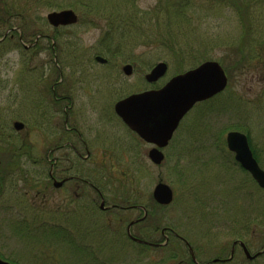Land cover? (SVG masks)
Here are the masks:
<instances>
[{
	"label": "rangeland",
	"instance_id": "rangeland-1",
	"mask_svg": "<svg viewBox=\"0 0 264 264\" xmlns=\"http://www.w3.org/2000/svg\"><path fill=\"white\" fill-rule=\"evenodd\" d=\"M76 1L78 6L68 5ZM168 1L7 0V11L0 13V139L25 145V155L19 166L21 171L10 172L0 194L3 260L15 264H180L188 259L187 249L179 240L165 249H144L127 240L125 226L141 214L139 210L120 213V250L111 245L118 240L111 235V229L117 228V219L111 215L87 217L85 225L78 218H67L63 225L55 214V191L47 173L50 165L45 160L58 154H47V150L56 144L59 129L63 135L62 120L50 98L52 86L59 78L54 51L58 52L57 66L65 79L60 85L54 84V88L59 92L63 88L62 93L77 104L75 109L86 110L93 119L99 109L100 116L104 114L101 111L106 104L153 87L143 75L158 62L167 64L165 74L155 83L160 87L172 76L203 61H217L226 73V88L188 111L170 144L163 149L164 160L153 164L146 156L147 145L140 147L139 152H130L135 141L120 124V174L117 159L107 156L108 166L102 178H115L113 182L120 178L125 182V193L129 192L127 196L149 207L143 222L145 232L159 239L160 227L172 228L193 248L199 263L226 258L237 239L251 254L263 248L264 189L234 162L225 137L229 131L245 133L253 156L264 171V50L254 54L258 57L238 64L240 58L231 53L230 47L235 45L240 28L231 7L216 0H190L185 15L170 13L167 24L159 11ZM57 2L61 8L48 6ZM262 6L263 2L252 8L257 12L264 38ZM65 8L74 11L77 22L55 30L45 14ZM120 12L131 15L135 27H122ZM168 30L175 46H158L156 41L161 39L157 37ZM38 34L42 37L36 41ZM43 35H55L57 42L52 44L50 37ZM109 40L111 44L107 43ZM65 51L71 53L72 61L68 53L63 55ZM199 52L202 60H197ZM97 56L106 63L95 60ZM61 59L67 66L59 65ZM126 64L132 68L131 75L122 71ZM72 83L75 87L70 90ZM93 102L98 106L88 104ZM81 103L85 105L79 106ZM15 121L24 127L16 130ZM30 157L38 164H32ZM160 181L173 191L172 201L166 206H157L149 197ZM70 221L76 229H85L77 235L76 245L68 241L69 235H62ZM60 225L66 227L64 232L58 229ZM106 226L107 237L93 235L104 232ZM155 226L158 229L153 232ZM134 228L136 235L140 230ZM91 233L93 236H89ZM243 254L236 246L231 261L213 264H264V253L252 260Z\"/></svg>",
	"mask_w": 264,
	"mask_h": 264
},
{
	"label": "flooded vegetation",
	"instance_id": "flooded-vegetation-1",
	"mask_svg": "<svg viewBox=\"0 0 264 264\" xmlns=\"http://www.w3.org/2000/svg\"><path fill=\"white\" fill-rule=\"evenodd\" d=\"M66 26L69 27V25L65 24L64 26L59 25L53 28L56 30L60 28H67ZM36 36L37 41L42 37L41 34H38ZM44 37H50L51 43H55V39L53 37L46 35ZM64 53H66V51L63 52V55ZM67 53L69 54V61H72L73 59L71 53ZM57 54L58 52L54 51V63L56 71L58 72L57 77H59L58 81L54 83L55 86L56 83L60 85L65 81L62 69L57 66ZM106 61L107 60H105L104 62L106 63ZM59 63V65H61L62 63L64 67L67 66V62L65 61V59L59 60ZM131 72L129 75L132 74ZM108 75L109 73H106V76ZM145 75L146 73L143 75L144 80ZM157 81L151 83L146 81L148 84L154 85L153 87L146 90L158 89L159 87L155 86V83ZM54 84L52 86L50 98L53 105L57 107V109H55V112L58 115V119L62 120L61 122L63 123V128L61 127V129L63 130V135L61 134L59 129L60 135L56 136V144L51 149L47 150V154H50L52 152H56L58 154L56 155V157L51 158V160L47 157L45 158V160H47L50 165L47 173L49 179L51 180V185L55 191L56 202H54V212L60 219H62L63 225L65 223L64 219L67 218H69L71 221H75V219L78 218L81 220V225H85L86 220H88L87 217H93L95 215V217L105 216V218H108L109 215H111L114 219H117V228L114 227L113 229H111V235H115L116 240H119L120 213L126 209H136L139 210L141 214L137 215V217L135 216L134 218H131L127 222L125 226V236L127 240L131 241L132 244L143 247L144 249H165L172 241L179 240L185 245L188 253V259L182 260L180 264H197L196 262L198 261L193 248L192 251L194 253L196 262L190 256V252L188 249L189 244L187 243V241L184 238L180 237L176 232H174L172 228L160 227L159 239H156L153 234H149L147 231H144L143 222H145L149 215V207L140 203L127 204V202L125 201L126 189L124 181L121 182L119 177V179L115 182H113L115 178H102V172L108 166V163H106L108 158H105L107 156H109L110 159H113V157L117 159L118 165L116 166V168L120 174V124L129 131V133L132 135V140L135 141L136 145L133 144V148L128 144V149L131 147L130 152H139L141 149L140 147L144 145L149 146L148 150L152 146L143 141V139H141L135 132L130 130L123 123L120 117L115 113L114 105L118 100L112 105L106 104L105 108L103 106L101 115L103 112L104 114L102 116H100V109L97 110V116L94 117L95 119H93V117H90V115H88L86 110L84 112V110L81 108L75 109V106L77 104L75 103L73 98L70 96L68 97V95H64L62 93L63 88L61 89V92H59L58 89L54 88ZM74 87L75 85L73 86L72 83V87L70 88V90L74 89ZM86 93L89 94V92L87 91ZM93 103L88 104L98 106L97 103ZM80 105L83 106L85 104L81 103L79 104V106ZM170 141L167 143V146L170 144ZM151 195L149 197L151 199V202L154 203L155 201L154 199H152ZM154 204H156V202ZM131 222L133 223L128 228ZM63 225H60L58 229H60L61 231H65L66 227ZM68 226L69 227L66 228V232L68 233L65 232L62 235H69L68 241L71 244L76 245L77 235L81 233V231H84L85 229L83 228L86 227H82L83 230H78L76 229V226H72V222L71 225L69 224ZM134 227L137 231L141 229L143 231H138L135 235L133 231ZM127 228L129 229V233ZM108 229L109 227L106 226L104 232L93 233V235L103 236L104 234V236L106 235L107 237L109 235ZM157 229L158 226H155L152 231L156 232ZM141 232L143 234H148L145 237L137 236L138 234L140 235ZM71 235L74 236L72 237ZM84 235H86V233H84ZM93 235L91 233L89 236ZM133 238L140 239L143 242H137ZM63 240H67L65 236H63ZM118 240L111 245L116 246L117 250H120V240ZM105 246H108V244H105ZM236 246L237 245L234 246V251Z\"/></svg>",
	"mask_w": 264,
	"mask_h": 264
},
{
	"label": "water",
	"instance_id": "water-1",
	"mask_svg": "<svg viewBox=\"0 0 264 264\" xmlns=\"http://www.w3.org/2000/svg\"><path fill=\"white\" fill-rule=\"evenodd\" d=\"M46 19L53 27L76 24L77 22V16L71 9L49 12L46 14ZM96 60L105 61L99 56L96 57ZM166 69V63H156L146 73L145 80L150 83L157 81L165 74ZM122 70L124 74L129 75L131 72L130 64L123 66ZM226 78L224 69L217 61L207 60L194 68L174 75L158 89L132 93L120 99L115 103L114 110L130 130L135 132L143 141L153 145L147 155L153 164L159 165L164 160L162 149L172 138L179 125L178 122L196 103L210 99L222 92L227 85ZM13 127L20 130L23 124L16 121L13 123ZM225 141L227 149L234 155L235 162L250 174L260 188L264 189V171L255 161L246 134L240 131H229L226 133ZM172 195L171 188L160 181L154 186L151 197L158 204L168 205L172 201ZM132 223L129 224L128 228ZM133 239L137 242H143L140 239ZM235 244L241 247L243 255L248 260L264 253L263 247L251 254L242 241L236 240L233 241L227 258L222 260L215 258L211 262L231 260ZM188 249L190 256L196 262L191 247L189 246ZM0 264L10 263L0 258Z\"/></svg>",
	"mask_w": 264,
	"mask_h": 264
},
{
	"label": "trees",
	"instance_id": "trees-1",
	"mask_svg": "<svg viewBox=\"0 0 264 264\" xmlns=\"http://www.w3.org/2000/svg\"><path fill=\"white\" fill-rule=\"evenodd\" d=\"M216 1L220 2L222 5L231 7L236 12L240 32L239 35L237 36L238 39L235 45L234 46L232 45L230 48H232L231 50H233L231 53H234L235 55L239 56L238 58H240V61L238 62V64L239 63L245 64L246 61H249L253 57H258L259 54L257 56H255L254 54L260 52L259 50H264V38L263 36H261L263 35V33L260 31L261 30L260 23L257 21L258 16H256L257 12L253 9L254 8L253 6L263 2L262 10H264V0H216ZM6 2L7 0H0V13L7 11L6 9H8V6L6 5ZM77 2L78 1H76L75 3L71 2L68 3V5L70 7L73 6L76 7L79 5V3ZM168 2L169 3L163 5L161 7V11H159L161 15L165 16V18L162 20L167 24H169L171 21L170 13H173V16H178L180 14L185 15L184 14L185 8L190 3V0H169ZM58 3L60 2L54 4L51 3L48 6L51 8L53 7L61 8L62 4H58ZM119 22L122 27H125V25H127V27H129L130 29L135 27V22L133 20V17L125 12H120ZM143 26H141V28ZM171 33L172 32L168 30L166 34H162V35L160 34L159 37H157L161 39L160 42L156 41L158 46L165 45L167 47L173 48L172 46H175V44L173 43L172 39L174 37L172 36ZM53 38L55 39V43H56L57 42L56 36L54 35ZM107 43L111 44V40L107 41ZM54 50H56L55 46H54ZM201 55L202 54L199 52L197 60H202L200 58L202 57ZM5 141L6 140L0 139V150L1 153H3V155L0 156V194L2 193V187L4 186V182L7 181L6 179L8 177H11L12 173L10 172L21 171V168L19 166L23 164V162H21L22 156L25 155L24 154L25 145L19 144L18 146H16L14 142L11 141L5 142ZM4 154L9 156V158L6 157ZM30 161L32 162V164L38 163L37 160H34L31 157H30ZM135 192L137 193V190H135ZM128 193L129 192H126L125 196H127ZM136 197L137 195L135 194V198ZM125 199L127 204L128 203L135 204V200H131L133 198H129L127 196ZM140 231L143 230L141 229ZM141 234L143 233L141 232ZM10 262L12 264H15L12 261Z\"/></svg>",
	"mask_w": 264,
	"mask_h": 264
}]
</instances>
